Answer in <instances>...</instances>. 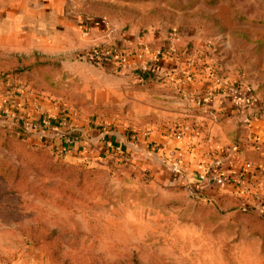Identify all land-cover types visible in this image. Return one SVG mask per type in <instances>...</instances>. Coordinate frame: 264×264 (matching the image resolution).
<instances>
[{
  "label": "rangeland",
  "instance_id": "1",
  "mask_svg": "<svg viewBox=\"0 0 264 264\" xmlns=\"http://www.w3.org/2000/svg\"><path fill=\"white\" fill-rule=\"evenodd\" d=\"M219 4L228 13L220 18ZM78 17L111 26L91 29ZM172 31L183 34L173 40ZM145 48L154 55L179 51L196 79L208 69L224 92L237 88L244 99L264 104V0H0L1 81L22 86V97L73 126L145 141L135 154L114 145L107 148L114 156L96 151L78 159L19 138L0 122V264H264V215L253 200L252 212H242L238 194L218 197L194 181L185 163L175 178L172 160L154 155L155 134L200 132L205 121L187 116L199 110L183 97L179 104L155 103L145 114L131 102L124 88L144 90L135 68L144 56L133 55ZM93 50L130 60L108 63L106 71L87 60ZM175 66L156 82H173ZM96 68L115 80L109 82L116 84V101H92L98 92L96 99L104 97L92 82ZM258 176L264 181V172Z\"/></svg>",
  "mask_w": 264,
  "mask_h": 264
},
{
  "label": "crops",
  "instance_id": "2",
  "mask_svg": "<svg viewBox=\"0 0 264 264\" xmlns=\"http://www.w3.org/2000/svg\"><path fill=\"white\" fill-rule=\"evenodd\" d=\"M222 6L223 5L219 4L214 11V15L218 18L228 14L225 11H221L223 9ZM79 19L80 17H78V20ZM81 22L91 29L102 26L101 20L99 19L88 18L83 20L82 17L80 19V23ZM170 33H174L178 37L183 34L178 31H172ZM151 37V34L148 33V35L142 37V40L146 42L148 38ZM143 51H145V54H143L145 61L154 62L156 64V68L159 72L158 75H162L166 67L172 65H176L173 71L175 72V70H177L178 72L173 73L171 76V78H175L173 82L167 81L159 84L158 82L151 81L145 85L140 84L144 87L142 91L137 90V87H140L139 85L133 86L130 83L126 84L124 89L125 92H128L131 102L135 105H141L142 108H144L141 114L150 113L152 110H155L156 107L153 106L155 103L160 105H166L168 103L179 104L182 102L180 97H183L185 99L183 101L184 104L191 105L193 108L196 107L199 110L196 113L190 110L187 116L205 121L204 128H202L200 132H194L195 134L192 137H187L180 142L162 134H158L157 136L155 134V137L153 136L154 138L151 140L156 142V145H150L157 151L154 155L158 158L159 156L157 153L166 156L168 150H175L176 154L182 157L181 162L185 163L188 170L191 169L194 171L192 174L195 178L197 173L202 170V163L206 162L212 154L214 155V152L220 149H227L237 144L239 156L236 162H234L231 171L233 176H239L240 170L245 168L246 170L243 171L239 178L243 186L251 187L255 179L259 177V173L263 174L264 172V104L253 98L251 101H248L241 95L233 96L229 91L228 93L224 92L220 89V87H223L221 83L219 85L214 82L213 74L210 75L211 72H209L208 69H199L197 72V79H195L194 82L182 85L181 79L183 75L189 71L193 73L196 71L194 66L191 65L189 58H186L188 56L183 54L179 56V51L174 54L166 51L165 57L156 58L154 51H150L148 48H145ZM225 64L222 70L224 72V77L228 79L232 76V72L227 71V69H230V66L227 62ZM100 74L101 72L96 68V80H92V82L95 90L97 89L100 92L104 91V97L102 99H96V96H102L98 92L97 94H93L92 101H99L100 103L116 101V84L112 85L109 82H115V80L107 77V74H104L106 76L100 77ZM218 76L221 78L220 80H224V77ZM81 81L82 83H87L86 80L82 79ZM105 83H107L108 87L104 85ZM152 89H155V94L151 93ZM20 92L22 91L12 87V83L8 80L1 81L0 107L9 109L19 108L25 105L31 107L34 100L22 97ZM159 97H162V99H156ZM164 98L167 100L165 101ZM39 116L40 114L32 113L30 119L36 121ZM57 125L58 124H56L53 130L41 129L32 131L31 140L37 144L47 146L53 143L52 149L59 152V142L55 136ZM75 126H77L76 133L78 140L75 147L68 155H73L78 159H86L89 156H93L96 154V151H101L100 153H103L106 148H112L114 145L115 149H120L119 146H121L126 152H131L132 154L144 150L143 145L145 141L141 138L139 139V143H130L127 139L125 140L124 135L118 130L88 126L85 123H80L79 125L75 124ZM192 129L191 127L190 130ZM146 140L149 141L148 139ZM164 161L168 160L164 159ZM167 165H169L168 162ZM212 188L228 194H237L236 191L238 190V186L233 184L213 186ZM212 188L208 189L212 190Z\"/></svg>",
  "mask_w": 264,
  "mask_h": 264
},
{
  "label": "built area",
  "instance_id": "3",
  "mask_svg": "<svg viewBox=\"0 0 264 264\" xmlns=\"http://www.w3.org/2000/svg\"><path fill=\"white\" fill-rule=\"evenodd\" d=\"M101 25L104 29L110 28L109 21L103 19L101 20ZM86 26V25H85ZM170 39L178 40V36L174 33L169 34ZM156 58H162L166 56L165 52L156 51ZM134 58L138 61V59H142L143 55L139 53H135ZM87 60L94 65L93 62L97 63V65H102L104 63H109L110 61H116L118 63L125 62L128 59L127 57L116 56L114 53L103 54L101 51L93 50L86 54ZM138 75L136 77L137 82L140 84H144L150 79L155 78L159 72L156 68V64L153 62L145 61V59L141 60V63L137 67ZM161 76V75H160ZM196 77L192 71H189L185 75H183L181 79V84L185 85L188 83L194 82ZM152 81V80H151ZM12 87H15L17 90L22 91L23 87L20 85L12 84ZM1 88V81H0ZM229 93L233 96H240L239 90L237 88H229ZM32 113L40 114L36 121L31 120L30 117ZM0 122L11 127L16 135L21 137H27L28 139L32 138V131H37L41 129H50L53 130L57 125V131L55 136L58 140V146L60 147V154H68L76 145L78 140L77 136V127L70 124L67 119L64 117H60L55 113L51 112L48 108L42 107L38 103H32L30 106H22L19 108L9 109L0 107ZM195 133L186 134L184 130L176 131L173 135V140L180 142L185 138H190ZM144 138L149 136V132L143 133ZM53 144V143H52ZM45 145L47 148H53L52 145ZM40 145V144H39ZM41 146H44L41 144ZM115 150H119L116 148ZM104 153H108L111 156H114L115 151H110L105 149ZM211 154V152H210ZM213 155V154H212ZM209 157L206 161L207 163H202L201 172L197 173L194 178V181L204 182L205 186H224L228 184H233L238 186V190L236 193L241 196V198L245 201V203H250L252 206V200L255 204L258 205V210L264 215V181L260 178H256L254 183H252L251 187L243 186L242 181H240V175L243 173L245 168L240 170L239 176H233L231 169L234 166V162L238 159L239 156V148L237 144H234L227 149H220L214 152V155ZM166 157L170 161L169 166L174 174L175 178H181L182 173L180 172V166H182V157L176 154L175 150H168L166 152ZM122 159H125V155H122ZM249 170V169H247ZM209 188V187H208Z\"/></svg>",
  "mask_w": 264,
  "mask_h": 264
},
{
  "label": "trees",
  "instance_id": "4",
  "mask_svg": "<svg viewBox=\"0 0 264 264\" xmlns=\"http://www.w3.org/2000/svg\"><path fill=\"white\" fill-rule=\"evenodd\" d=\"M161 52V51H160ZM94 63V65L95 66H98V67H101L103 70H110L111 71V67L109 68L108 66V63L106 64V63H104V64H102V65H97V63H95V62H93ZM109 63H113V61H110ZM38 64H40V65H48L49 63L48 62H39ZM157 76H160V75H157ZM155 77V78H153V79H150V81L152 80V81H157L159 78L158 77ZM1 77H4V74H2L1 76H0V78ZM12 133H13V135H16V133H15V131L14 130H10ZM17 136V135H16ZM47 150H49L50 152H52L49 148H47ZM46 150V151H47ZM197 192H198V190H196ZM217 195H218V197H224V196H226L228 193H224V192H219V191H217V193H216ZM199 195L200 196H202V197H204L205 195H204V193L203 192H200L199 193ZM241 211L242 212H252V206L250 205V203H245V205H244V207L241 209Z\"/></svg>",
  "mask_w": 264,
  "mask_h": 264
}]
</instances>
